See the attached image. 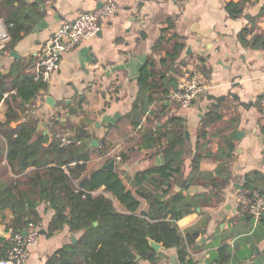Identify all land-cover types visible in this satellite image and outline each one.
Returning a JSON list of instances; mask_svg holds the SVG:
<instances>
[{
    "label": "crops",
    "instance_id": "1",
    "mask_svg": "<svg viewBox=\"0 0 264 264\" xmlns=\"http://www.w3.org/2000/svg\"><path fill=\"white\" fill-rule=\"evenodd\" d=\"M106 1L53 0L46 3L45 0H36L43 16L36 18L32 29L13 47L10 48L9 39L0 49V73L9 76L8 84L24 74L35 76L52 33L65 23H74L82 13L98 9ZM115 1L117 9L102 20L98 35L63 55L60 68L47 82L48 92L39 94L35 99L39 105L35 116L43 120L41 131L46 143L55 133L58 136L62 132L68 133L74 142L82 143L76 137L79 132H84L87 135L85 141L92 147L106 150L103 155L92 154V164L96 165V169L106 165V159L112 157L116 161L115 170L120 171L134 191L131 182L135 173L157 165V158L162 153L151 157L150 152L154 150L149 151L145 146L141 150V159L131 158L123 164L122 157L121 160L116 157L121 156L120 152L128 145L129 138L122 137V128L120 131L111 127L131 111L139 92L140 71L147 59L152 57L162 30L170 27L167 38L177 33L185 38L187 44L178 64L180 73L173 75L179 83L185 74L200 71L203 87L191 106L182 107L169 95L165 108L159 103L150 106L155 114L148 113V117L159 127L169 116L183 118L188 131L187 140L196 154L198 131L205 117L214 111L219 115L216 122L206 129L208 135L203 138L200 148L203 155L200 172L188 188V193H212L208 184L217 177L219 161L216 158L231 135L235 150L229 160L232 179L225 187L224 200L217 206L198 207L177 219L170 215L167 220L184 239L188 234L196 235L195 249L186 241L187 262L223 264L219 250L228 245L232 249V259L228 264H264V215L256 222L237 208V197L243 189L240 186L244 187L246 176L253 171L264 174V111L260 104L264 98V39L256 40L253 46L240 38L243 29L253 25V20L256 27L247 35V41H253L256 35L264 37V0H246L244 13L237 18L228 14L226 5L240 0ZM30 3L32 0L28 1ZM30 8L29 5L28 12L32 10ZM197 28L211 30L212 39L197 32ZM166 53L163 49L154 54L158 67H161L160 59ZM200 57H203L202 62ZM13 92L15 90L5 96ZM47 96L54 98L53 106L47 103ZM7 109L8 104L2 101L1 121L6 120ZM24 119L25 113H22ZM55 121L58 124L54 127ZM12 126L16 127L17 123ZM144 128L150 127L144 125ZM56 129H60L59 132ZM135 134L138 133L130 131V135ZM95 139L99 141L97 145H93ZM192 158L189 155L185 159L182 180H186L191 173ZM5 163L0 160V180L7 175ZM8 174L11 175V172L8 171ZM174 186L177 191L181 189L178 184ZM99 193L112 198L119 211L126 212L119 200L104 187L93 194ZM141 201L142 209L147 210L148 202ZM40 211L44 217L41 225L46 229L54 211L44 205ZM2 214L5 219L0 221V237L10 239L7 223L13 213L6 209ZM81 234L72 233L68 226L51 237L42 233L26 264H45L52 253L73 242V236L78 240ZM159 244L160 248L155 249L159 264H188L181 262L177 247L165 248L162 243ZM137 259L140 264H151L150 260L141 256Z\"/></svg>",
    "mask_w": 264,
    "mask_h": 264
},
{
    "label": "trees",
    "instance_id": "2",
    "mask_svg": "<svg viewBox=\"0 0 264 264\" xmlns=\"http://www.w3.org/2000/svg\"><path fill=\"white\" fill-rule=\"evenodd\" d=\"M28 1L0 0V18L8 25L10 48L32 29L36 18L43 16L38 2L32 0L28 4ZM29 5L30 12L27 11ZM245 5L246 0L232 1L226 5V10L231 17L237 18L243 15ZM255 27L253 20L251 27L243 29L240 38L244 43L254 46L256 40L264 39L263 35H256L253 41H247V35ZM169 30L170 27L162 30L152 57L147 59L140 71L139 92L131 111L111 127L120 131L122 128V137L129 138L128 145L120 152L123 164L131 158L141 159V150L145 146L149 151L154 150L150 152L151 157L159 153L164 155L163 165H152L135 173L131 182L134 191L118 169H96V165L92 164V154L103 155L106 150L92 147L85 141L87 135L84 132H79L76 137V140H82L80 144L63 145L57 133L46 143L40 117L27 115L22 120L27 104L34 103L39 94L48 92L47 82L35 81L31 74H24L9 85V76L0 73V103L5 101L8 104L6 120H0V160L6 162L4 169L7 174L0 180V221L5 219L2 212L10 209L13 217L7 227L23 232L31 224H42L44 217L40 207L44 205L54 211L45 229L48 237L61 232L66 226L74 234L82 232L76 242L52 253L45 264H140L138 256L150 260L151 264H159L158 253L150 240L162 243L165 248L177 247L181 262L192 264L186 261V241L195 249L196 235L188 234L184 239L167 218L171 215L177 219L198 207L217 206L224 200L225 187L232 179L229 160L235 143L231 135L216 158L219 161L217 177L208 184L212 193H188V188L200 172L203 159L200 148L203 138L208 135L206 129L216 122L219 115L214 111L205 117L198 131L196 154L187 140L183 118L169 116L159 127L148 117V113L155 114L150 106L159 103L165 108L169 95L178 86L173 73H180L178 64L187 44L185 38L177 33L167 38ZM163 49L167 53L160 59L161 67H158L154 54ZM199 59L203 61V57ZM12 90L15 92L6 97V93ZM14 122L16 127L12 126ZM57 124L58 121H55L54 127ZM144 125L150 128L143 129ZM59 130L56 129V132ZM130 131L138 134L130 135ZM189 155L193 156L191 173L186 180H182L184 162ZM110 160L112 157L106 159L107 162ZM175 184L180 185L179 191L175 190ZM102 187L119 200L126 212L119 211L113 199L104 193L93 194ZM242 190H257L264 194V174L249 173ZM141 199L148 202L147 210L142 209ZM242 213L247 218H253L249 213ZM11 245V239L0 237V259L7 258ZM219 258L221 263L228 264L232 259V249L228 245L222 246Z\"/></svg>",
    "mask_w": 264,
    "mask_h": 264
},
{
    "label": "built area",
    "instance_id": "3",
    "mask_svg": "<svg viewBox=\"0 0 264 264\" xmlns=\"http://www.w3.org/2000/svg\"><path fill=\"white\" fill-rule=\"evenodd\" d=\"M45 1L51 3L53 0ZM116 9V1L107 0L98 9L82 13L74 23H65L59 26L52 33L46 50L39 61L37 73L34 76L35 81L48 82L51 75L60 68L63 55L75 49L82 42L97 36L102 28V20L111 16ZM9 39L8 25L0 18V49L6 45ZM202 87L201 73L194 70L183 76L170 96L182 107H189L197 99ZM260 104L264 111V98L261 99ZM38 107V102L28 103L27 110L24 112L25 117L37 114ZM58 136L63 145L74 143L68 133L62 132ZM76 142L80 143L79 141ZM116 158L121 160V156ZM237 208L242 212L249 213L258 222L264 215V194L257 190H241L237 197ZM42 230L41 224H31L27 229V234L10 228L12 245L7 258L0 259V264H26L31 249L38 244Z\"/></svg>",
    "mask_w": 264,
    "mask_h": 264
},
{
    "label": "water",
    "instance_id": "4",
    "mask_svg": "<svg viewBox=\"0 0 264 264\" xmlns=\"http://www.w3.org/2000/svg\"><path fill=\"white\" fill-rule=\"evenodd\" d=\"M102 6V5H101ZM197 32L201 33L202 35H205L209 38L212 39V36H210V32L211 30L207 29V30H200L199 28H197ZM190 52V49L188 50ZM47 103L49 104V106H53L55 104V101H54V98L52 96H47ZM238 135H240V132L238 133ZM186 136L188 137V131H186ZM99 143V141L97 139L93 140V145H97ZM164 164V157L163 155H159V157L157 158V165L160 166V165H163ZM115 166H116V161L115 159H112L110 162H108L106 165L103 166V168H106V169H110L112 171L115 170ZM240 188H243V185L240 186ZM97 224V223H96ZM42 233H46V230L43 229L42 230ZM23 234H27V230H24L23 231ZM73 241L76 242L77 239L75 236H73ZM150 244L151 246L154 248V249H159L160 248V244L157 243L156 241L154 240H150ZM140 256H138L139 258Z\"/></svg>",
    "mask_w": 264,
    "mask_h": 264
}]
</instances>
